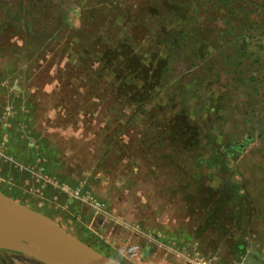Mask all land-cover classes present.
Segmentation results:
<instances>
[{"label":"rangeland","instance_id":"1","mask_svg":"<svg viewBox=\"0 0 264 264\" xmlns=\"http://www.w3.org/2000/svg\"><path fill=\"white\" fill-rule=\"evenodd\" d=\"M245 3L0 0V192L120 264L264 254V0Z\"/></svg>","mask_w":264,"mask_h":264},{"label":"water","instance_id":"2","mask_svg":"<svg viewBox=\"0 0 264 264\" xmlns=\"http://www.w3.org/2000/svg\"><path fill=\"white\" fill-rule=\"evenodd\" d=\"M0 216L1 249L47 264H120L84 244L50 218L1 192ZM4 229L12 235L7 236ZM245 264H264V254L252 250Z\"/></svg>","mask_w":264,"mask_h":264},{"label":"trees","instance_id":"3","mask_svg":"<svg viewBox=\"0 0 264 264\" xmlns=\"http://www.w3.org/2000/svg\"><path fill=\"white\" fill-rule=\"evenodd\" d=\"M243 1H244V4H243ZM229 2L233 6L238 4V6H237L238 9H241L244 5L247 7L245 0H219V3L221 6H223V5L225 6L227 4H230ZM262 5H263V3L260 6H262ZM260 6L257 7V10H259L261 8ZM263 24H264V21H263ZM166 35H168V33ZM119 55L122 58H125V60H123V61L127 63V66H126V68L128 67L127 76L132 77L131 81L128 78H123L124 82L121 85V89L131 88L133 91H137V87H136L138 85L137 83H141L140 88L142 89V93H143L149 87V83L147 82V80H145V77L143 76V71L145 69L141 65V63H142L141 59L139 58V56L137 54H134V52L133 53H130V52L125 53V50L123 47H121V52H119ZM229 56H230V54H229ZM141 72H142V74H141ZM127 80H129L130 82L127 83L126 82ZM138 81H141V82H138ZM143 98L145 99L144 95H143ZM128 99L131 100L132 98H128Z\"/></svg>","mask_w":264,"mask_h":264},{"label":"bare ground","instance_id":"4","mask_svg":"<svg viewBox=\"0 0 264 264\" xmlns=\"http://www.w3.org/2000/svg\"><path fill=\"white\" fill-rule=\"evenodd\" d=\"M0 218H1V216H0ZM0 224H1L0 226H2L1 220H0ZM4 230H5L7 236L10 237L12 235V233L9 230H7V229H4ZM2 239H3L2 235L0 234V242H2Z\"/></svg>","mask_w":264,"mask_h":264},{"label":"crops","instance_id":"5","mask_svg":"<svg viewBox=\"0 0 264 264\" xmlns=\"http://www.w3.org/2000/svg\"><path fill=\"white\" fill-rule=\"evenodd\" d=\"M41 214V213H40ZM54 222V221H53Z\"/></svg>","mask_w":264,"mask_h":264}]
</instances>
